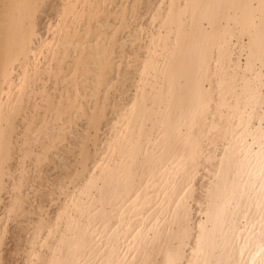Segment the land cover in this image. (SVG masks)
Returning a JSON list of instances; mask_svg holds the SVG:
<instances>
[{
	"label": "bare ground",
	"instance_id": "obj_1",
	"mask_svg": "<svg viewBox=\"0 0 264 264\" xmlns=\"http://www.w3.org/2000/svg\"><path fill=\"white\" fill-rule=\"evenodd\" d=\"M0 264H264V0H0Z\"/></svg>",
	"mask_w": 264,
	"mask_h": 264
},
{
	"label": "rangeland",
	"instance_id": "obj_2",
	"mask_svg": "<svg viewBox=\"0 0 264 264\" xmlns=\"http://www.w3.org/2000/svg\"><path fill=\"white\" fill-rule=\"evenodd\" d=\"M47 12L49 13L50 11H49V9L47 10ZM46 18L44 17L43 18V20H45ZM102 135H100V137H101ZM74 139L72 138V141H73ZM58 157V158H57ZM62 156L60 155V157L57 155V156H55L54 155V160L55 161H57L58 162V160H59V158H60V163L63 161V163H65V164H68V162H70V159H69V157H67V158H64V159H62L61 158ZM62 159V160H61ZM57 168H55L52 164H49L48 166H47V168H46V174L49 176V178H51V177H53L54 175H56V173H57ZM9 237H10V233H7V237H6V244L4 245V247L5 248H9L10 247V245H11V240L9 239ZM10 255V252H9V250L7 251V257Z\"/></svg>",
	"mask_w": 264,
	"mask_h": 264
}]
</instances>
